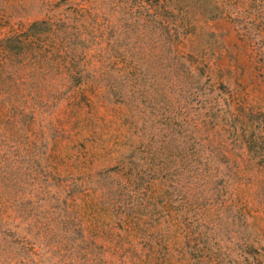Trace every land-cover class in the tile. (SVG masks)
<instances>
[{
	"label": "rangeland",
	"instance_id": "obj_1",
	"mask_svg": "<svg viewBox=\"0 0 264 264\" xmlns=\"http://www.w3.org/2000/svg\"><path fill=\"white\" fill-rule=\"evenodd\" d=\"M0 264H264V0H0Z\"/></svg>",
	"mask_w": 264,
	"mask_h": 264
}]
</instances>
